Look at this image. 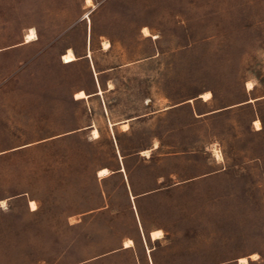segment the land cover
<instances>
[{
  "label": "rangeland",
  "instance_id": "rangeland-1",
  "mask_svg": "<svg viewBox=\"0 0 264 264\" xmlns=\"http://www.w3.org/2000/svg\"><path fill=\"white\" fill-rule=\"evenodd\" d=\"M94 3L0 0V264H264V0Z\"/></svg>",
  "mask_w": 264,
  "mask_h": 264
},
{
  "label": "bare ground",
  "instance_id": "bare-ground-1",
  "mask_svg": "<svg viewBox=\"0 0 264 264\" xmlns=\"http://www.w3.org/2000/svg\"><path fill=\"white\" fill-rule=\"evenodd\" d=\"M86 2L91 7H95L94 0H86ZM90 12H88L86 14V16H88L90 14ZM143 30H144L146 35H151V31H150V29L148 27H145ZM36 39H38L37 30L34 27H31L29 29L28 33L26 34L25 42L29 43V42L34 41ZM105 45H106V47L109 48L111 46L110 41H106ZM77 59H78V57L76 56V54H75V52H74V50L72 48H68V50L63 54V60H64L65 63H71L73 61H76ZM248 86L251 89L252 88V83L248 82ZM98 93H102V89H100ZM202 95L204 97H206V98H210L212 93L211 92H206V93H204ZM88 96H90V94L86 93L84 90H80V91L75 93V98L76 99L86 98ZM251 100H253V99H251ZM256 124H257L258 128L262 127V123H261V121L259 119L256 120ZM93 134H94L95 137H99L100 136L99 128H97V127L93 128ZM218 156L221 159H223V154L220 151L218 152ZM109 172H110L109 168L104 167V168H101L98 173H99L100 176H104V175H107ZM30 204H31V208L33 210L37 209V203H36L35 200H32L30 202ZM151 236H152L153 240L160 239V238L163 237V230L162 229H155V230H153L151 232ZM133 245H134V240L133 239H128L124 243V247H130V246H133ZM257 255L258 254H253V257H256ZM240 262L243 263V264H247L248 263V258L247 257H242V258H240Z\"/></svg>",
  "mask_w": 264,
  "mask_h": 264
},
{
  "label": "crops",
  "instance_id": "crops-1",
  "mask_svg": "<svg viewBox=\"0 0 264 264\" xmlns=\"http://www.w3.org/2000/svg\"><path fill=\"white\" fill-rule=\"evenodd\" d=\"M37 40V39H36ZM36 40H34V41H36ZM34 41H31V42H34ZM31 42H29V43H31ZM23 44H28V42H25V40H24V42H23ZM68 50V48L66 49V51ZM89 50H91L90 49V47H89ZM89 52V51H88ZM87 52V53H88ZM73 62H75V61H73ZM72 63V62H71ZM92 95V94H91ZM152 232V231H151ZM151 232H150V236H151ZM151 238H152V236H151ZM161 239V238H160ZM158 240V239H157ZM130 247H132V246H130ZM125 248H129V247H125Z\"/></svg>",
  "mask_w": 264,
  "mask_h": 264
},
{
  "label": "water",
  "instance_id": "water-1",
  "mask_svg": "<svg viewBox=\"0 0 264 264\" xmlns=\"http://www.w3.org/2000/svg\"><path fill=\"white\" fill-rule=\"evenodd\" d=\"M220 111V110H219Z\"/></svg>",
  "mask_w": 264,
  "mask_h": 264
}]
</instances>
